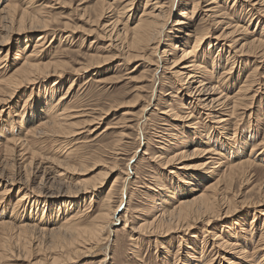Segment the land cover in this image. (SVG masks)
<instances>
[{
    "label": "bare ground",
    "instance_id": "1",
    "mask_svg": "<svg viewBox=\"0 0 264 264\" xmlns=\"http://www.w3.org/2000/svg\"><path fill=\"white\" fill-rule=\"evenodd\" d=\"M19 1L20 0H0V32H1L0 34H2L3 32H8L7 33L8 35L6 34L7 36L4 37L5 34L2 35L3 38L1 36L3 42L0 43V114L5 113L6 110L4 111V108L6 106V103H9L12 99L16 97L19 98V103H20L19 109H21L18 110L17 113L15 114V117H17L18 120L16 124L17 126L19 125L18 126L19 136L13 134L12 132L13 120L9 118L8 115L10 114V111H8L6 112L7 115L5 117L9 119H7L8 122L5 123L6 126H8L9 128L7 129V131L10 132L11 134L9 135L6 132L5 137H3V143H0V152L2 155L0 156V245L2 247H5L9 242V240H12V243L15 242L14 244L17 246V248L22 249L23 253L27 256L30 253H32L31 250L29 251L27 250V248H30L31 238L33 236L37 237L36 238L37 240L43 238L44 239L43 241L46 242V246L49 245L48 248L46 246H43L42 249L41 247L39 249L38 248L39 246L38 247L33 246L35 248L33 250H35L37 253L41 251V253L43 254L53 253V255L52 256L46 255L45 259L41 258L42 260L36 261L33 264H48L49 260L51 261V264H55L61 258H63L62 260L70 259V257L73 254L74 255L77 254L80 250L84 249L79 253L84 251H86L87 253V251H89L88 250L89 248L93 250L96 249V247L100 248L101 245L104 247V249L103 247L100 249L101 250L103 249L105 253V256L102 257L106 258V254L109 255L108 253L111 252L110 247L109 246L106 247V244L110 241V237L114 233L113 232L114 227L119 223L123 222L125 216H127L125 215L127 214L126 211L127 208H124L125 210L122 209L120 203H119L120 205L115 209H111L109 207L107 208L103 206V208L101 207L98 213L95 216H93L90 224L88 223L85 224V221L87 218H89L90 214L88 215L84 214L82 208L80 209L79 205L81 202L83 203L84 202L83 200L87 197H89L90 203L94 201L95 198L94 194L100 191V189L104 185L103 179L101 181L99 180V182L97 183L93 182L91 185L88 184L89 182L87 183V179L86 180L82 179L80 181L77 180L76 182H74L76 180L74 179L73 183L72 181L67 182L69 176L71 174L74 175V173H76L75 171L77 170L76 167L74 166L75 164L72 163V159L69 158V155L71 153L62 155L63 157L62 158L60 157L61 159H59L58 157L54 158L50 155H48L50 156L49 158H46V156H44V153L41 152V149L43 147L40 149L36 146L37 145L36 142L41 141L43 139L44 140L51 139L52 143L59 138L66 140L68 144L71 143L72 141H75L71 139L77 136L78 131L76 132V130L78 128H75L77 121H73V119H77L78 117H81L80 115L82 114V112H79L78 110L77 111L72 110L75 108L77 109V107L68 104L70 101L68 103H64L63 102L64 97H62V95L64 94H60L56 98V96L61 92L63 86L61 77L63 76V74L67 73V71L65 70L69 66L68 63L70 62V61L69 62L64 61L65 59H67L64 57H68L69 53L64 52V53L52 54L50 50L52 45V42L50 43L51 40L47 42L48 43L47 45L44 42L45 40H47L45 39L46 37L44 36L45 35L44 33H46L45 31L50 30L49 24L51 22H48L47 19H45V17L41 16L42 13H40V10H33L30 7L33 2L39 0H22V2H20L21 6L24 5L22 7H19V5H17L19 4L18 3ZM116 1L122 5L120 9L122 11L121 15L126 14L124 20L126 18V23H127L130 17L127 16V13L131 11L133 8H136L135 6L138 0H116ZM152 1H154L155 3L153 4V6L149 11V8H145V7L147 6L148 3L149 4L150 2L152 3ZM241 1L245 4L247 3L248 6L252 7L251 9L258 12L257 15L262 16L264 18V0H241ZM204 2H208V4L205 7L207 11L210 12L214 11L213 7H211L212 3L214 2L213 0H204ZM164 4L165 3L162 4L160 0H145L143 4V8H141L142 11L140 10L141 14L140 16H138L136 23L133 26L122 24V27L120 26L121 27L120 30H117L118 28L116 29L115 27V25L117 26L118 23L117 21H113L109 24L106 23L107 25L103 23L105 19H107L106 15L109 12L110 8L108 7L109 6L108 4H103L102 1L101 2L98 1L97 4H95L96 6L94 5L95 9L92 12L93 13L92 16L90 15L86 18V20L90 22L91 25L92 23H95L97 29H101L102 31H104L107 37H111V35H114L113 43L116 47H118V49L125 50L123 56L126 62L129 61L130 63V60L132 59H139V60L144 59L146 63H149L148 65L154 66V71H157L159 64L162 63L163 64V66H161L162 68L159 67L161 69V71H159L160 74L164 75L165 72L168 71L170 72L171 76H173V78L177 80L179 87L176 88L175 93L179 94L180 89L182 90L181 93H183L181 94L182 95L181 99H179L180 97L178 98V100H180L178 102L179 108L166 106L165 108L167 109L162 110L160 108L158 109L155 107L153 111H156L158 114L170 115L169 117L173 122H177V121L183 122L184 125H187V127L195 126V125L191 126L192 122H194L193 120L195 119V118L193 119L194 114H196V116L199 117H204L203 112L206 111L209 113V115L211 114V116L208 119L210 120L211 118L212 121L216 124V129L220 130L218 133H216L217 135L215 134L213 135V137L211 136L208 139L206 134H204L205 135L204 136L202 132L212 131L213 129L212 126L202 130L200 129V127L197 126L195 127L196 130L198 129L199 135L202 133L203 136L201 137H204L203 139L204 142L200 140L201 141L200 144L197 145L203 148V152H204L203 155L205 154L210 155L206 159V163L203 164L201 163L202 164L201 168L203 169L205 168V170L207 171L206 173L209 175H205L201 177L192 176L184 180L178 179L179 183L186 186L185 187L183 186L184 187L183 190L178 188V190H176L175 192L174 190L173 191L170 190L171 188L169 187V184L168 186L167 185L164 186L160 184L163 188L161 190V194L159 193V196L165 197L163 202H161L162 207H160L159 210L157 209L158 212L155 211V213L157 212V214H154L150 218L151 219L150 221L146 220L143 221L138 226L133 225L132 227H130L129 237L131 238L132 236L134 237L135 235H141L149 230L150 231L148 233H155V234L158 233L159 236L162 234V231H163V235H170L172 233L176 234L177 232H184L185 234L187 233L188 235L189 234L194 235L196 233L194 232L196 231L194 226H196V224L198 223L203 222L205 223V226L201 225V227H204V232L209 235V238L207 239H211V242L212 241L213 242L210 244V242L207 241L206 238L202 237V239H200L194 236V238L192 239L195 241L191 244V246H186L187 250L185 252L186 254L184 257L185 259L184 263L212 264L214 259H216L217 254L214 253L213 255L210 256L209 255L210 252L208 253V251H210L211 249L209 250V248L213 246L216 248L224 249L225 251H229V252L232 251L233 255L236 256L237 259L242 260L241 262H233L232 258L227 257L225 258V260L229 264H260L262 263V261L256 262V260L252 258L253 255L256 253L255 249L258 247L257 246L258 241L255 244L252 242V235H253L252 233H254V231L256 230V228L254 230V226L252 225L254 223L253 220L257 218L255 214L250 215L251 216L250 219L252 222L249 223L248 221L250 219L245 220V218L241 220L233 221L232 225L227 226L226 230L223 233V236L220 235L218 231L216 232L214 231V229L208 228V226L212 221L219 219L223 215L228 216L230 213H232L237 209L236 204L238 202L236 203V196H235L236 194H234V191L231 192L232 195L230 198L225 196L226 195L225 192L231 190L234 184L233 182L239 176V173L243 174V171L246 168L251 169L252 167H254L253 164L255 160L261 161L264 158L263 156L264 155L263 154L264 153V117L256 116L254 114L258 119L257 123H259L260 126H263V128H260L258 126H254V128H252L253 124H250L251 127H249V130H247V133L246 132L242 133L243 135L241 137L240 143L234 141L235 140L234 136L236 135L235 133L236 126L229 127L231 121H233V119L236 120V118L239 117V116L237 117V113H236L237 110L240 109L241 106H243V108H246V100H248L252 91V84L254 83L253 76L255 75L254 74L255 72L253 71L251 72L250 70L251 72L250 75H252L253 78H250L248 72L246 75L242 77L241 81L238 79L234 80L233 78V80L230 79L229 81L226 82L224 80L226 78H224L222 74L225 76H229V72H231L234 68H231L232 65L231 63L228 64V66L226 65L227 68L224 69L221 68V64H222L221 52L223 46L219 44H217V46H211L212 42L208 41L210 37L208 35L209 30L214 25L215 20H212L210 22L207 21L209 22V24L213 23V25L211 26V25H207L208 23L205 24L207 19L204 20V18L200 19L199 17V19L202 22L190 26V23L188 22L189 10H192V12L197 11L198 5L194 4V0H184V2L178 3L177 8L175 9L176 10L175 18H174L175 20H173V22L171 21L172 26L170 25L172 28H168L167 26L170 21V17L172 15V11L174 9V0H169V2L167 3L168 9H166V11L164 9L165 7ZM247 9L246 11H244V13L248 17V12H250V10L247 11ZM212 14H214V12H211L210 15L205 14V17H207L209 20V17ZM250 17L251 16L248 17L247 25H242L241 23L242 21L241 19H239V17L230 19V21H228L226 24L227 29L231 28L229 32L227 33L224 32L222 34L220 33L216 37H213V39L218 41L220 40V38L229 39V42L230 44L232 43V45H235L237 43L240 44V42H242L240 47H237L239 45L237 46L235 45L233 48H231L229 45L227 54H230V50H231L234 51L232 53L238 54L240 56L242 55L249 57L264 56V19L263 21H261L259 20L260 18H258V16L255 18H250ZM191 18L193 17L191 16ZM250 25H254L255 27H257V30L251 31L249 29ZM108 28L110 29L107 30ZM114 30L116 31L113 32ZM31 32L39 33V35L33 37L32 39H30V41H28L26 40L28 38L27 34ZM90 32H96V31L95 29H93L90 30L89 33ZM20 33H24V35ZM11 35H16L17 37H15L16 45L13 48L15 50L14 53L15 57L13 59L14 64L9 65L6 62H8L9 60L11 49L7 45H8V39L10 38ZM234 37H238V38L234 39ZM205 45L208 46L209 49L213 51V53H215V58L212 59V61H208L210 59V58L208 59V55L210 54L209 49L206 52H203L201 56L198 53L202 50V48H204ZM235 47H237L236 48L237 50L235 49ZM148 52L149 55H147ZM58 54L59 56H57ZM151 55L155 60L153 61L154 64L152 63L150 64V61H152V57L151 59H149L148 57H150ZM232 56L234 57V55ZM100 59L101 57H99V55L97 57L94 55L91 56L87 61H85V63L81 64L78 68L74 69L75 71L73 73H77V74L80 72L86 73L89 70H92L93 67H98V66L100 67L101 65L105 64V61L100 63ZM225 61H226L225 64H227L228 61L230 60H227L226 58ZM179 66L182 67L180 68ZM173 69L176 70L171 72V70ZM221 69L223 71L221 73L220 72L218 73V71ZM161 75H159V77H161ZM241 76L242 75H240L239 77ZM53 77H54V82L53 81L50 82V80ZM162 78H164V76L161 77V79L159 78L160 82L162 81ZM38 80H40L43 83V86L38 87L36 90L35 84H37ZM48 81L50 82L49 84L47 83ZM232 84L233 85L235 84L236 87H234L233 90H231L232 95L230 96L227 95L226 93H228L227 91L232 87ZM71 87L72 84L71 86H69V88H67L68 91L66 93H69V91H71ZM159 94L160 96L164 94L162 88L161 91H159ZM31 96L34 97V100L31 99ZM182 98L183 99L187 98V99H184L183 101ZM221 100H224L223 109L217 108L221 106L219 103V101ZM166 103H168V101ZM215 104L217 106H215ZM150 105L151 104L146 106V108L150 107ZM164 110H166V112ZM148 111L149 110H146V115L149 113ZM249 113H251V110ZM250 116L251 114H249L248 117ZM94 120H96V118H92V122ZM259 128L263 129L262 130L263 132L260 133ZM228 133L230 135H228ZM195 136L197 137V135ZM186 139L188 140V138ZM189 142L193 143L192 138L191 140H189ZM188 145L189 144L187 143L186 146ZM39 146L41 147V145ZM260 146L262 149L259 148ZM224 148L228 150L227 152L229 153L228 158L226 156L224 157L223 153L221 154L222 151H219V149H224ZM258 148L261 150L258 151L259 150ZM16 149L17 150L19 149V151H17ZM192 149H193V154H196V151L199 150L197 148H195L196 150L194 148ZM246 150H248V152ZM178 152L179 153H177V149H176V151L172 152L174 153L173 155H171L172 153L171 154L168 153L171 155V157L167 160H164V162L162 161L163 163L160 161L161 164L167 166L169 162L170 164H172L171 162L173 160L185 156L184 153L185 151L184 152L178 151ZM199 152H201V154L203 153L202 151ZM25 155H28V157L25 158L22 162L19 161L20 163L18 162L19 164L17 165V161H18L16 160L18 159L17 157H19V159L22 160L25 157ZM244 155H247V157L245 158ZM187 158L190 159L191 157L187 156L186 159ZM225 158L226 160L223 162L222 159ZM250 158L253 159L250 160ZM37 159L46 160V161L50 160L51 164L55 163L54 165H56L59 168V170L53 171L52 170L53 166L51 168L44 167L45 170L42 168L43 169L42 177L40 176H39L40 178L36 177L38 179L37 181L33 177L34 175L30 176V174L29 175H26L27 173L25 174L26 168H28V166L32 168L34 164L33 161ZM35 165L38 166V164ZM12 167H17L16 172H12ZM22 169H25V171L22 172ZM50 176L53 177L58 176L57 178L58 180H60V182L59 184L56 183V185H58L59 188L57 187L54 188L52 183L51 184L43 183V180L46 177L49 178ZM206 176L215 177V180L211 179V181H208L206 184H204L202 189L198 191L197 188L200 186V184L203 183L204 180H207ZM218 184L221 185L223 184L224 187L222 186L223 187L222 188L221 185L219 186ZM218 186L221 188H218ZM11 190H15L16 192L14 191L15 196L12 197L14 199L13 201L10 202V199H8L9 197L8 195ZM105 194H106L105 201L107 202V204H110L109 191H107V193ZM241 203L243 204L244 202ZM250 203L251 205L253 203L256 206L264 205V189L261 191V195L259 196L258 200L254 202L250 201ZM126 222L127 221H125L124 227H126L127 226L126 224H128ZM256 223L257 224L255 225H260L258 232L260 231L259 234L261 233L260 236L262 238L264 236V211L260 212V217ZM192 227H194V229ZM179 239L182 238L179 237ZM196 240L201 243L198 244ZM34 242L36 243L35 239ZM87 246L88 249H85ZM9 247H11V243ZM248 247H252L253 250L252 251L248 250ZM79 248L81 249L79 250ZM258 249L257 251H259ZM106 250L108 251L106 252ZM75 256L77 257V255ZM213 256L214 258H212ZM217 257H220L218 259L222 260V257L219 256V254ZM7 259L8 257L5 255V253L0 252V264L2 263L4 264L3 261ZM101 261H103L102 264L106 262L105 259H102ZM163 261H165L162 262L163 264H168V259H164Z\"/></svg>",
    "mask_w": 264,
    "mask_h": 264
},
{
    "label": "rangeland",
    "instance_id": "2",
    "mask_svg": "<svg viewBox=\"0 0 264 264\" xmlns=\"http://www.w3.org/2000/svg\"><path fill=\"white\" fill-rule=\"evenodd\" d=\"M39 1L33 2L30 7L33 10H40V13H42L41 16L45 17V19H47L48 22H51L49 24L50 30L45 31L47 34L44 33L45 34L44 36L46 37L45 39H47V40L44 39L45 40L44 42L47 45L48 44L47 42L51 40L50 43L52 42V45H51L50 50L52 54L64 53V52L69 53L68 57L62 56L64 58H67L64 61H67V62L70 61V62L68 63L69 66L65 70L67 71V73L63 74V76L61 77L63 86H62L61 92L56 96V98L60 94H64L62 95V97H64L63 102L68 103L70 101L68 104H71V106L77 107V109L75 108L72 110L74 111L78 110L79 112H82V114L80 115L81 117H78L77 119H73V121H77V124H79L77 125L75 123L76 124L75 128H78L76 132L78 131V133H77V136H75V138L73 137L71 139L75 141H72L71 143L68 144L67 141L62 138H59L60 140L59 139L55 140L53 143L51 142L52 141L51 139H46V140L43 139L44 141L41 140V141L36 142L37 144L36 146L40 149L43 147L41 149V152L44 153V156H46V158H49L50 156H52L54 158L58 157L59 159H61L63 157L62 155L71 153L69 155V158L72 159V163L75 164L74 166L76 167L77 170L75 171L76 173H74V175L69 174L70 175L69 178L71 177L72 179L70 178L71 179L70 180L68 178L67 182L72 181L73 183L74 179H76L74 182H76L77 180L80 181L82 179H85V180L87 179V183L89 182L88 184L91 185L93 182L97 183L99 182V180L101 181L103 179V184H104L103 187L100 189V191L94 194L95 198L96 197L98 198L96 199L94 198V201L90 203L89 197H87L83 200L84 202L83 203L81 202L79 205L80 209L82 208V211L84 212V214H87V215L90 214L89 218L86 219L85 224L87 223L90 224L93 216H95L98 213V211L101 209V207L103 208V206L107 208L109 207L111 209H115L121 204L122 209L127 208L126 209L127 214H125L127 216H125L123 222L119 223L118 225L114 227L113 229L114 235L113 234L111 235L110 241L106 244V247L109 246L112 252V253L109 252L108 253L109 255L106 254V258H103L105 256V253L103 250L104 247L102 245L100 247V248L103 247L102 250L99 247L98 248L96 247V249H93V250L91 248L88 249V246H87L85 248L89 250L87 251V253L86 251L81 252L82 254L79 253L80 251L84 250L83 248H82L83 250H80L81 248H79L80 251L77 254H75L77 255V257L73 254L70 257V259L62 260L63 258H61L55 264H102L103 262L101 261L102 259L106 260V262H104L103 264H126V262L127 264H163L162 262H165L163 261L164 259H168V264H186L184 263V260H185L184 257L186 254L185 252L187 250L186 246H191V244L195 241L192 239L194 238V236L200 239H202V237L206 238V240L209 241L210 244L213 242V241L211 242V239H207L209 238V235L204 232V227H201V225L205 226V223L203 222L198 223L196 224V226H194L196 229V231H194L196 232L194 235L192 234L188 235L187 233L185 234L184 232H177L176 234L172 233L170 235H163V231H162V234L159 236L158 233L156 234L148 233L150 231L149 230L146 233H143L141 235H135L134 237L132 236L130 238L129 228L132 227L133 225L138 226L143 221H146V220L150 221L151 220L150 218L154 214H157L158 212L157 209L159 210V208L162 207L161 202H163L165 197L159 196V193L161 194V190L163 188L160 184L164 186L165 185L168 186L169 184V187L171 188L170 190L172 191L174 190L175 192L176 190H178V188L183 190V188L186 186V185H182L181 183H179V180L188 179L192 176L201 177V176L209 175L206 173L207 171L205 170V168L203 169L201 168V166L203 163H206V159L210 155H206V154L203 155L204 154L203 148H201L197 144H200L201 142L200 140L204 142L203 141L204 137H201L204 134H206V136L209 139L211 136L213 137V135L218 133L220 130L216 129V124L212 121L211 118L210 120L208 119L211 116V114L209 115V113L206 111L204 112L201 111L203 112L204 117L196 116V114L193 113L194 114L193 119L194 118L195 119L193 120L194 122H192L191 126L195 125L194 127H187V125H184L183 122H178V121L173 122L171 118L169 117L170 115L158 114L156 111H153L155 107L158 109L160 108L162 110L167 109L165 108L166 106H172L173 108L174 107L179 108L178 102L180 100H178V98L180 97L179 99H181V96H182L181 94L183 93H181L182 92L181 89L179 90V94L175 93L176 88L179 87L177 80L174 79L173 76H171L170 72L168 71H166L164 75L160 74L159 71H161L160 68H162L161 66H163L162 63L159 64L158 70L154 71V66L148 65L149 63H146L144 59L143 60L142 59L140 60L132 59L130 60V63L129 61L126 62L123 56V53L125 52V50L118 49V47H116L113 43L114 35H111V37H107L104 31H102L101 29H97V26L95 25V23H92L91 25V23L86 20L88 16L90 15L92 16L93 14L92 12L94 11L95 6H96L95 4H97L98 1L99 2L102 1L103 4H108L109 5L108 7L111 9V10L109 9V12L106 15L108 20L105 19V21L103 22L104 24L106 23L109 24L113 21H117L118 27L115 25L116 29L118 28L117 30L121 29L122 24L133 26L136 23L138 16H140L141 14V11H142L141 8H143V4L145 0H138L137 2L138 4L136 3V6H135L136 8H133L131 11L127 13V16H130L127 23H126V18L124 20V17L126 14L121 15L122 11L120 9L122 5L116 0H98V1L97 0H39ZM160 1L162 4L165 3L164 9L166 11V9H168L167 3L169 2V0H160ZM213 1L214 2L212 3L211 7H213L214 11H211V12H214V14H212L208 20V18L205 17V14L210 15L211 13L210 11H207L205 8L208 2H204V0H194V4L198 5V8H197V11L195 12H192V10H189L188 22L190 23V26H192V25L202 22L200 19L204 18V20L207 19L205 24L208 23L207 25L212 26L213 23L209 24V22L212 20H215L214 25L209 30L208 35L210 37L208 36L209 37L208 41L212 42L211 46H217V44L223 46L222 52H221V57H222L221 68L222 69L227 68L228 64L230 63L232 64L231 68H234L231 72H229V76H225L222 74V76L226 78L224 79L226 82L229 81L230 79L233 80V78L234 80L238 79L241 81L242 77L246 75L248 72H249L248 73L249 75L251 74L252 71L255 72L254 73L255 75L252 73L254 75L253 76L254 78L252 77V75H250V78H253L254 85L252 84V91H251L250 97L248 98V100H246V108H243V106H241V108L237 110L236 112L237 117L238 116L239 117L236 118V120L233 119V121H231V124L229 126V127L236 126L235 127L236 135L234 136L235 140L234 139L233 140L237 141V143H240L241 137L243 135L242 133L243 132L247 133V130H249V127H251L250 124H253L252 128H254V126L263 128V126H260V124L257 123L258 119L256 116L264 117V56L263 57L258 56V55H256L258 57H255V56L249 57L245 55L240 56L238 54L232 53L234 51H231V50H230V54H227L229 45L231 48H233L235 45L236 46L239 45L237 47H240L242 42H240V44L237 43L235 45H232V43L230 44L229 39L220 38L221 41L220 40L218 41V40L213 39V37H216L220 33L222 34L224 32L226 33L229 32L231 28L227 29L226 24L228 21H230V19L239 17V19H241L242 21L241 22L242 25H247L249 16H251L250 18H255L258 16V18H260L259 20L261 21H263L264 18L262 16L257 15L258 14L257 11L251 9L252 7L248 6L247 3L246 4L243 3L241 0H227V1L226 0H213ZM20 2H22V0H20L18 2L19 4L17 5H19V7L24 6V5L21 6ZM181 2H184V0L183 1L174 0V9L172 11V15L170 17V21L167 26L168 28H172L171 21L173 22V20H175L174 19L175 13H176L175 9L177 8L178 3H181ZM154 3H155L154 1H152V3L150 2V4L148 3L145 8H149V11H150ZM244 8H246L247 11L250 10V12H248V17L244 13V11H246V9ZM191 16L193 18H191ZM253 26L254 25H250L249 29L251 31L257 30V27L255 26L253 27ZM93 29H95L96 32L89 33V31ZM109 29L110 28H108L107 30ZM115 31L116 30H114L113 32ZM258 32H259V29H258ZM7 33L8 32H3L2 34H0V43L3 42L1 39V36L5 34L4 35L5 37L8 35ZM20 34L24 35V33H20ZM37 35H39V33H33V32L28 33L27 34L28 38L26 40L30 41V39H32L33 37ZM15 37L17 36L11 35L10 38L8 39L7 46L10 47L11 50H10L9 60L6 63L9 65L14 64L13 59L15 57L14 55L15 50L13 48L16 45ZM236 38L238 37H234V39ZM237 47H235V49ZM208 49L209 47L205 45L204 48H202L203 51L201 50L198 53L201 56L202 53L206 52ZM209 50H210V54L208 55V59L209 58L210 59L209 60L207 59V60L212 61V59L215 58V53H213L211 49ZM93 55L96 57L99 55V57H101L100 63L105 61V64L101 65L100 67L99 66L93 67L92 70H89L86 73L84 72H80L78 74L73 73L75 71L74 69L78 68L81 64L85 63V61H87ZM147 55H149V52L147 53ZM232 55H234L235 58ZM57 56H59V54ZM151 57H152V61H150V64L151 63L154 64L153 61L155 60L153 59V56L151 55L148 58L151 59ZM226 58L227 60H230L228 61L227 64H225ZM71 63L73 66L71 65ZM179 67L181 68L182 66H179ZM222 69L219 70L218 73L219 72L221 73L223 71ZM175 70L176 69H173L171 70V72ZM159 75H161V77L164 76L161 82L159 81V78L161 79ZM240 75L242 76L239 77ZM171 80L174 82H172ZM39 81L40 80H38L37 84H35L36 90L38 87L43 86V83ZM51 81L54 82V77L50 80V82ZM70 81L71 82L73 81V82L71 83ZM50 82L48 81L47 83L49 84ZM71 84H72L71 91H69V93H66L68 91L67 88H69ZM237 86H238V83H237ZM234 87H236V85L232 84V87L227 91L228 93L226 94L231 96L232 95L231 90H233ZM161 88L164 92L162 96H160L159 94V91H161ZM251 98H252V101H251ZM31 99L34 100V97L31 96ZM184 99H187V98H184ZM184 99L182 98L183 101ZM11 101L14 103H12ZM11 101H10L11 103L10 102L6 103V106L4 108V111L6 110L5 113L0 114V143H3V137H5L6 132L9 135L11 134L10 132L7 131V129L9 128L8 126H6V123H5V122H8L7 119L9 118L13 120V131H12L13 134H16L19 136V133H18L19 125L17 126L16 124L18 120H17V117H15V114L17 113V111L21 110L19 109L20 108L19 98L16 97L12 99ZM167 101L168 103H166ZM219 103L221 106L217 108L223 109L224 100L219 101ZM149 104H151L150 107L146 108V106H148ZM215 106L217 105L215 104ZM144 108L146 110H149L148 111L149 113L147 115H146V110ZM144 110H145V113H144ZM246 110H248L249 112L251 110V113H249ZM8 111H10V114L8 115L9 118L5 117L7 115L6 112ZM164 111L166 112V110ZM188 112H191V111H188ZM249 114H251L250 117H248ZM92 118H96V120L92 122ZM196 126L200 127L201 130L205 128H209L211 126L213 127V129L210 132L203 131L202 132L203 135L202 133L199 135L198 129L197 130L195 129ZM262 130L263 129H260L259 132L260 133L263 132ZM195 135H197V137ZM228 135L230 134L228 133ZM182 138L184 139V141ZM186 138H188V140ZM191 138H192L193 143L189 142ZM187 143L189 144L188 146H186ZM39 145H41V147ZM192 148L194 149L197 148L199 150L196 151V154H193ZM259 148H261V146ZM176 149H177V153H179L178 151H183V152L185 151L184 152L185 156L187 155L188 157H191L192 159L191 158L186 159L187 156L186 157L184 156L182 158L180 157L181 159L177 158L178 160L177 159L173 160L171 162L172 164H170L169 162L167 166L161 164L162 161L164 162V160L169 159L171 155L174 154L172 152L176 151ZM261 149H259L258 151H260ZM17 151H19V149ZM199 151H202L203 153L201 154V152ZM219 151H222L221 154L223 153L224 157L226 156L228 158V155H229V153H227L228 150L224 148V149H219ZM246 151L248 152V150ZM168 153L170 154L172 153V154L170 155ZM0 156H2L1 152H0ZM27 157L28 155H25V157L22 160H20L19 157H17L18 158L16 159L18 160L17 165ZM164 157L165 158L167 157V158L165 159ZM244 157L246 158L247 155H244ZM252 159L253 158H250V160ZM222 160L224 162L226 158ZM258 161L259 160L254 161V164H253L254 167H252L251 169L246 168L243 171V174L239 173V176L233 182L234 184L231 190L230 191L228 190L229 193L225 192L226 194L225 196L230 198L232 195L231 192L234 191V194H236L235 195L236 203L238 202L236 204L237 209L233 211L232 213H230L228 216L223 215L219 219L212 221L210 225L208 226V228L210 229L212 228L216 232L218 231L219 234L223 236V233L226 230L227 226L232 225L233 221L241 220L244 218L245 220H249L251 217L250 215L255 214L257 218L255 217L256 219L253 220L254 223L252 225L254 226V230L255 228L256 230L254 231V233H252L253 234L252 242L255 244L258 241V244H257L258 247L255 249L256 253L253 255L252 258H254L256 262L262 261V263L260 264H264L263 263L264 262V240H263L264 236L261 238L260 236L261 233L259 234L260 231L258 232L260 225H255L257 224L256 222L258 221L260 217V212L264 211V205L256 206L255 204L252 203L251 205L250 203V201L252 202L257 201L259 196L261 195V191L264 189V178H263L264 177L263 176L264 175L263 174L264 173V158L263 160L259 162ZM159 162L162 166L159 164ZM33 163H34L33 166H36V167L32 166L31 168L30 166H28V168H26V171L25 169H22V172L25 171V174L27 173L26 175H29V174L30 176L34 175L33 177L37 181L38 179L36 177L38 178L42 177L44 167L51 168L53 166L52 167L53 171L59 170V168L56 165H54L55 163L51 164L50 160L46 161V160L37 159L33 161ZM35 164H38V166ZM195 165H196V168H195ZM16 169L17 167H12V172H16ZM80 172H82L83 174ZM57 177L58 176H54V177L50 176L49 178L51 180L46 177L43 180V183H46V184L52 183L54 188L56 187L59 188V186L56 185V183L59 184L60 182V180H58ZM206 179L207 180H204L205 182L203 181V183H201L200 186L197 188L198 191L202 189L204 184H206L208 181H211V179L215 180V177L206 176ZM238 181L239 182L241 181V182L239 183ZM218 185L220 186L221 184H218ZM219 186L218 188H221L223 184L221 185V187ZM14 191L15 190H11L8 195L9 196L8 199H10V202L13 201L14 199L12 198L15 196L16 191L15 192ZM107 191H109V197H110L109 203L110 204H107V202L105 201L106 200L105 193H107ZM252 197L253 199L255 198L256 199L253 200ZM241 202H244L243 203L244 205ZM253 208H255L256 210ZM155 211L157 212L155 213ZM125 221H127L126 223H128L126 224L127 225L126 227H124ZM249 222H252L251 219L248 221V223ZM194 227L192 228L194 229ZM179 237L182 239H179ZM33 238L35 239L36 243L34 242ZM36 238L37 237H34V236L31 238L30 248H27V250L28 251L31 250L32 253H30L27 256L23 253L22 249L17 248V246L14 244L15 242L12 243V240H9V242L7 243L5 247H2L0 245V252H4L5 255L8 257V259L5 260L6 262L3 261L4 264H27V263L33 264L36 261L45 259L46 255L52 256L53 253L43 254L41 253V251L37 253L35 250H33L35 249L34 248L35 246L37 247L39 246L38 247L39 249L40 247L42 249L43 246H46V242L43 241L44 240L43 238H41L42 240L41 239L37 240ZM40 242H41V245H40ZM197 242L198 244L201 243L199 241ZM10 243H11V247H9ZM48 246L49 245H47L46 247L48 248ZM259 247L262 248L263 250L260 249ZM257 249L259 251H257ZM209 250L210 251H208V253L210 252L209 253L210 256L215 253L217 254V256L219 254V256L222 257V260H220L218 259L220 257L216 256V259H214L212 264H229L225 260V258L227 257L232 258L233 262L242 261L240 259H237V257L233 255L232 251L231 252L225 251L224 249L216 248L213 246L210 247ZM248 250L252 251L253 248L248 247ZM107 251L108 250H106V252ZM212 258H214V256ZM48 264H51L50 260L48 261Z\"/></svg>",
    "mask_w": 264,
    "mask_h": 264
}]
</instances>
